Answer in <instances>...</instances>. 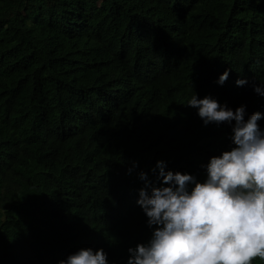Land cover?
<instances>
[{"label": "trees", "instance_id": "1", "mask_svg": "<svg viewBox=\"0 0 264 264\" xmlns=\"http://www.w3.org/2000/svg\"><path fill=\"white\" fill-rule=\"evenodd\" d=\"M259 82L264 0H0V264L88 247L126 264L151 235L138 174L158 186L162 160L202 180L233 147L187 100L247 119L264 114Z\"/></svg>", "mask_w": 264, "mask_h": 264}, {"label": "clouds", "instance_id": "2", "mask_svg": "<svg viewBox=\"0 0 264 264\" xmlns=\"http://www.w3.org/2000/svg\"><path fill=\"white\" fill-rule=\"evenodd\" d=\"M229 70L219 75L222 85ZM247 79H237L243 86ZM254 93L264 96V82L253 83ZM197 109L205 126L231 125L233 145L202 165L204 178L187 172L166 171L158 160L159 185L141 171L136 203L151 229L146 242L127 249L126 264H251L264 260V129L258 121L264 114L246 115V106L234 111L211 95L193 94L185 103ZM234 122V123H233ZM155 226V227H153ZM58 264H108L107 253L80 248Z\"/></svg>", "mask_w": 264, "mask_h": 264}]
</instances>
